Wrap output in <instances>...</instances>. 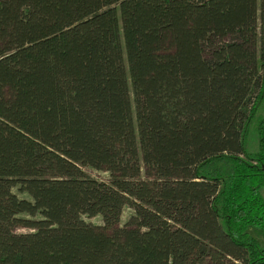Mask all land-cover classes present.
Masks as SVG:
<instances>
[{"label": "trees", "instance_id": "trees-1", "mask_svg": "<svg viewBox=\"0 0 264 264\" xmlns=\"http://www.w3.org/2000/svg\"><path fill=\"white\" fill-rule=\"evenodd\" d=\"M213 251L264 264V0H0V264Z\"/></svg>", "mask_w": 264, "mask_h": 264}, {"label": "rangeland", "instance_id": "rangeland-1", "mask_svg": "<svg viewBox=\"0 0 264 264\" xmlns=\"http://www.w3.org/2000/svg\"><path fill=\"white\" fill-rule=\"evenodd\" d=\"M132 99H133V97H132ZM249 150L251 152H256L258 150V139L255 135H252L250 138ZM140 162H141V166L143 168L142 176H143V178H147V174H146V170L144 167V163H143L141 153H140ZM83 170L88 176H90L91 178H94L96 180H99L102 182H109V180H110V175L107 172L98 171V170L93 169L91 167H84ZM14 193L21 199L33 201V199L27 193L20 192L18 188L14 189ZM134 215H135V212L133 209H131L129 207H125L123 209V212H122L121 221H120L119 226L123 227L131 219V217H133ZM19 218L28 219V220L34 219L33 217H31L28 214H22L19 216ZM36 218L41 219V216L38 215ZM83 219L87 223H91L97 227H103L104 226L103 220L99 216L93 217V218H89V217L84 216ZM16 232L19 234H22V233L27 234V233H32L33 231L30 229L18 228V229H16ZM185 264H242V262L238 261L234 258L222 255L221 253H218L216 251H213L210 255H208L207 257H205L203 259L201 257L197 256L196 258L190 259Z\"/></svg>", "mask_w": 264, "mask_h": 264}]
</instances>
